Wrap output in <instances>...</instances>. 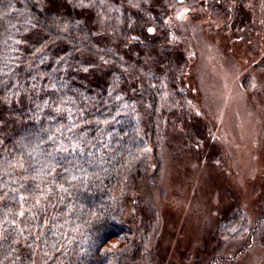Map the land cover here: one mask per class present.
<instances>
[{"label": "trees", "instance_id": "obj_1", "mask_svg": "<svg viewBox=\"0 0 264 264\" xmlns=\"http://www.w3.org/2000/svg\"><path fill=\"white\" fill-rule=\"evenodd\" d=\"M193 1L0 0V264H137L127 184L159 188L162 169L147 59Z\"/></svg>", "mask_w": 264, "mask_h": 264}, {"label": "rangeland", "instance_id": "obj_2", "mask_svg": "<svg viewBox=\"0 0 264 264\" xmlns=\"http://www.w3.org/2000/svg\"><path fill=\"white\" fill-rule=\"evenodd\" d=\"M161 21L167 54L147 59L162 73L160 187L127 184V253L138 243L137 264H264V0L177 3ZM236 208L242 235L223 224Z\"/></svg>", "mask_w": 264, "mask_h": 264}]
</instances>
